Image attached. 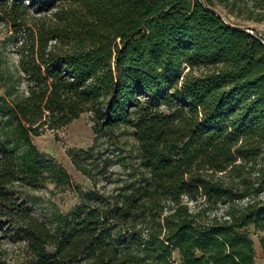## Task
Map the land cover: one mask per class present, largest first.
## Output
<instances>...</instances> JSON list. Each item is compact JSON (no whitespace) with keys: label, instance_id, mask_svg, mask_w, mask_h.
<instances>
[{"label":"trees","instance_id":"obj_1","mask_svg":"<svg viewBox=\"0 0 264 264\" xmlns=\"http://www.w3.org/2000/svg\"><path fill=\"white\" fill-rule=\"evenodd\" d=\"M0 23L19 55L18 76L1 70L0 238L22 245L20 258L0 264H256L249 227L264 231L257 33L201 0H0ZM86 111L97 136L132 127L138 162L118 196L87 191L52 228L23 189L71 177L33 137ZM92 149L71 152L85 174L76 155Z\"/></svg>","mask_w":264,"mask_h":264},{"label":"rangeland","instance_id":"obj_2","mask_svg":"<svg viewBox=\"0 0 264 264\" xmlns=\"http://www.w3.org/2000/svg\"><path fill=\"white\" fill-rule=\"evenodd\" d=\"M207 7L221 15L229 24L245 27L264 40V0H201ZM16 36L6 25L0 23V92L4 91L1 70H10L18 76ZM24 85L22 86V88ZM93 115L83 112L67 125L48 129L34 136L33 141L44 158L51 159L71 177L70 183H60L50 178L37 188H24L29 205L34 213L52 228L59 213H68L81 200V194L118 196L130 183L133 168L138 162L137 141L130 126H120L111 135L97 136ZM93 147L91 153L76 155L89 174L80 170L71 152ZM264 198V193L262 195ZM251 237L256 249V264H264V248L261 238L264 231L250 226ZM22 255V245L7 237L0 238V256L12 262ZM179 260V254L175 253Z\"/></svg>","mask_w":264,"mask_h":264}]
</instances>
